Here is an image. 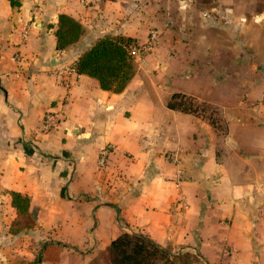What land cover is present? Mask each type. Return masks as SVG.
Here are the masks:
<instances>
[{
	"label": "crops",
	"instance_id": "crops-1",
	"mask_svg": "<svg viewBox=\"0 0 264 264\" xmlns=\"http://www.w3.org/2000/svg\"><path fill=\"white\" fill-rule=\"evenodd\" d=\"M60 14L85 29L63 51ZM152 30L122 93L75 72L100 38ZM174 94L222 111L226 132L169 109ZM263 94L264 0H0V264H87L124 232L195 264H264ZM11 191L36 223L15 236Z\"/></svg>",
	"mask_w": 264,
	"mask_h": 264
},
{
	"label": "trees",
	"instance_id": "trees-1",
	"mask_svg": "<svg viewBox=\"0 0 264 264\" xmlns=\"http://www.w3.org/2000/svg\"><path fill=\"white\" fill-rule=\"evenodd\" d=\"M84 33L85 29L78 20L60 14L55 30L56 49L63 51L76 44ZM135 44L136 39L125 36L100 38L79 57L74 66L75 72L96 79L104 91L120 94L137 71L135 57L131 54ZM186 100L191 103H186ZM168 108L202 118L221 135L227 130L224 117L217 108L186 95L174 94ZM9 196L16 211L9 233L19 235L33 229L36 223L29 210L30 198L15 191L9 192ZM194 260L190 253L174 254L171 248H164L142 234L124 232L87 264H194Z\"/></svg>",
	"mask_w": 264,
	"mask_h": 264
},
{
	"label": "built area",
	"instance_id": "built-area-1",
	"mask_svg": "<svg viewBox=\"0 0 264 264\" xmlns=\"http://www.w3.org/2000/svg\"><path fill=\"white\" fill-rule=\"evenodd\" d=\"M81 2H85V0H81ZM158 36L159 33L157 30H152L149 34L148 40L144 44H135L131 49V54L135 58H140L143 54H146L147 52L151 51L152 48L155 46V44L158 42ZM72 69H69L67 71V75L70 74ZM70 85V84H69ZM261 105L264 106V96L261 100ZM62 123V106H51L50 109H48L44 116L41 123V127L39 128V133H50L54 130H57ZM112 154V147L107 146L103 148L100 151L99 159H98V167L101 170H104L108 163L110 156ZM181 176V174H180ZM178 178V181L182 180V176ZM182 205V203L180 202Z\"/></svg>",
	"mask_w": 264,
	"mask_h": 264
},
{
	"label": "rangeland",
	"instance_id": "rangeland-1",
	"mask_svg": "<svg viewBox=\"0 0 264 264\" xmlns=\"http://www.w3.org/2000/svg\"><path fill=\"white\" fill-rule=\"evenodd\" d=\"M263 96H264V94H263ZM263 98V97H262ZM186 103H191V101L190 100H186L185 101ZM221 113H222V111H220ZM222 115H223V113H222ZM15 236V235H14ZM44 246H42L41 247V249L43 248ZM172 252L174 253V254H183V253H190L189 251H187V250H172ZM191 255H193L192 253H190ZM194 256V264L196 263V262H198L199 260L196 258V256L195 255H193Z\"/></svg>",
	"mask_w": 264,
	"mask_h": 264
}]
</instances>
